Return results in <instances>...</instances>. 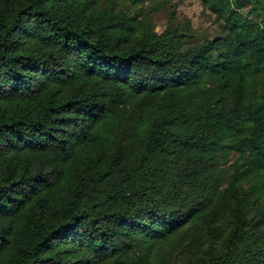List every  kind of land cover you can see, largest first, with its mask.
Returning <instances> with one entry per match:
<instances>
[{"label": "trees", "instance_id": "16d2710c", "mask_svg": "<svg viewBox=\"0 0 264 264\" xmlns=\"http://www.w3.org/2000/svg\"><path fill=\"white\" fill-rule=\"evenodd\" d=\"M0 0V264H264V0Z\"/></svg>", "mask_w": 264, "mask_h": 264}, {"label": "rangeland", "instance_id": "374dc122", "mask_svg": "<svg viewBox=\"0 0 264 264\" xmlns=\"http://www.w3.org/2000/svg\"><path fill=\"white\" fill-rule=\"evenodd\" d=\"M171 7L154 16L152 25L156 33L178 29L192 37L194 45L223 37L222 24L199 1L171 0Z\"/></svg>", "mask_w": 264, "mask_h": 264}]
</instances>
